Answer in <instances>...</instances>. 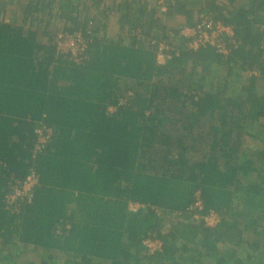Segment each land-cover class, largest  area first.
<instances>
[{"label":"trees","instance_id":"16d2710c","mask_svg":"<svg viewBox=\"0 0 264 264\" xmlns=\"http://www.w3.org/2000/svg\"><path fill=\"white\" fill-rule=\"evenodd\" d=\"M155 2L0 0V264H264V0ZM81 4L116 12L113 36ZM161 5L181 27H230L228 53L191 47ZM56 18L86 39L80 60L46 32Z\"/></svg>","mask_w":264,"mask_h":264},{"label":"built area","instance_id":"2783aa9c","mask_svg":"<svg viewBox=\"0 0 264 264\" xmlns=\"http://www.w3.org/2000/svg\"><path fill=\"white\" fill-rule=\"evenodd\" d=\"M181 32V33H180ZM79 33H75V36L78 35ZM177 34L179 36H184L186 38H191L194 39V41L191 43V47L194 49H198L199 47L203 46L205 47L206 45H212L217 47L220 53L222 54H227L229 49L225 48L222 44V40H220V37L222 35H227L229 37H233L234 33L232 29L228 26H224L220 23L214 24L212 22H206L204 21L201 23L200 26L191 29L188 27H183L180 29ZM63 36V35H62ZM82 36V35H81ZM84 38V37H83ZM63 37L59 36V41H57V47L58 50L61 51L64 54H70V59L71 58H76V60H80L79 56H81L85 51L86 48L88 47L86 39H82L83 42L77 46V48L69 47L66 49H63L64 46L61 44ZM170 50L171 48L163 43H159L157 46V61L159 64H164L167 59H170ZM78 57V58H77ZM257 74V73H256ZM46 133V134H43ZM37 134V133H36ZM39 135L38 137V142L34 148V152L36 154L41 153L44 150V147L47 145L50 139L52 138V133L48 129H41L39 130ZM39 183V177L36 173L35 170H31L27 177L24 179V181L19 182L13 189L12 193L8 194L5 196V202L9 206L13 207V212H16L19 208L18 202H30L32 198V191L34 188L38 185ZM196 197V206L201 207V201H200V193L197 192L195 194ZM144 205H140L137 203H130L129 204V210L131 212L136 213L140 209H143ZM207 224L211 227H214L218 224L219 222V216L211 212L208 214L206 217ZM152 242H156V247L158 249L159 247V242L157 241H152V240H145L144 244L148 246V248L151 250V252L155 251L156 249H152L151 244Z\"/></svg>","mask_w":264,"mask_h":264},{"label":"rangeland","instance_id":"374dc122","mask_svg":"<svg viewBox=\"0 0 264 264\" xmlns=\"http://www.w3.org/2000/svg\"><path fill=\"white\" fill-rule=\"evenodd\" d=\"M25 1L26 0H24V2ZM163 1L164 0H159V2L157 3V2H155V0H153V2H155L157 4V6L160 5V4H163L164 3ZM237 2H239V4H241V1H237ZM152 4H154V3H152ZM109 6H110V4L107 5V7H109ZM13 10L17 11L18 10V7H15ZM162 10L164 12L166 11V6L165 5H161V7H158L157 8V14L156 15L159 16V17H161L162 18V21L164 23H166L167 26L168 25L169 26H172V27L179 26V23H177L178 21H176L171 16L163 15L162 12H161ZM15 11H13L14 13L11 14V17H13L12 19H17V21H20L21 18H19V16H21L22 14H18ZM102 11H103V9H102ZM92 12L89 11L88 14H85V13L82 12V4L79 6V13L80 14H83L85 16V18H89L90 19V18L95 17V26L94 27L100 26L104 22H106L107 25L109 26L107 28V33L108 34L110 33V36H113L112 33H114L113 31L116 30V26H117L116 25L117 24V17L113 13H116V12L110 13L111 15H109L107 17V19H106V17H104V15L102 13L100 14V11H98V13L96 14V16H94V12L93 13ZM79 13L73 14V17L74 16H79L81 18L82 15H80ZM49 18L50 17H48V16H45L43 18L42 26H44L47 23V21H48ZM50 21L54 25V27H49L48 29H46V32H50V34H53V33L56 34L57 33L56 42L59 41V36L63 37L64 39H62V41H61V44H63V46H64L63 49H66V47L67 48H69V47L77 48V46L79 44H81V42H83L82 39H84V38L81 36V34H78V35L75 36V32L74 33L73 32L70 33L69 31H67L66 28H69L72 25L71 23H69V22L66 23L64 20L59 19V18H56L55 21H53V19H50ZM27 22H29V20H27ZM63 29H66V32H63L64 31ZM127 34L129 35L130 33H127ZM41 129L42 130L44 129V127H42V125H40L38 128L37 127L35 128V132L37 133V135H39L38 133H39V130H41ZM43 134H46V133H43ZM246 147L247 148H254L255 147V143H253V141L249 139V140H247ZM155 244H156V242H152V244H151L152 249H157V247H156Z\"/></svg>","mask_w":264,"mask_h":264},{"label":"clouds","instance_id":"9594fccd","mask_svg":"<svg viewBox=\"0 0 264 264\" xmlns=\"http://www.w3.org/2000/svg\"><path fill=\"white\" fill-rule=\"evenodd\" d=\"M182 25H179L177 28L178 30L182 29L183 27H181ZM36 133V132H35ZM36 142H38V137H37V134H36ZM37 144V143H36ZM36 146V145H35Z\"/></svg>","mask_w":264,"mask_h":264}]
</instances>
